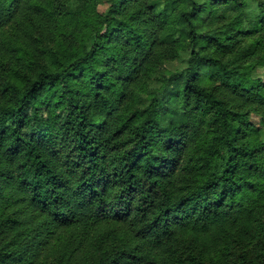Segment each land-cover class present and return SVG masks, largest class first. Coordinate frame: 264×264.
Wrapping results in <instances>:
<instances>
[{
    "label": "trees",
    "instance_id": "trees-1",
    "mask_svg": "<svg viewBox=\"0 0 264 264\" xmlns=\"http://www.w3.org/2000/svg\"><path fill=\"white\" fill-rule=\"evenodd\" d=\"M258 68L264 0H0V264H264Z\"/></svg>",
    "mask_w": 264,
    "mask_h": 264
},
{
    "label": "rangeland",
    "instance_id": "rangeland-1",
    "mask_svg": "<svg viewBox=\"0 0 264 264\" xmlns=\"http://www.w3.org/2000/svg\"><path fill=\"white\" fill-rule=\"evenodd\" d=\"M155 1L156 0H149V3H153ZM104 8H105V5H103V4L99 6V9L100 10H104ZM184 64L185 63L182 60H176V61H173L171 63H168L167 66L171 70H175V69L181 68L182 66H184ZM255 77H258L262 81H264V68H258L256 70V72H255ZM248 120L251 123H253L254 125L261 127V129H262V135L264 137V116L263 115H260V114L251 113L248 116Z\"/></svg>",
    "mask_w": 264,
    "mask_h": 264
}]
</instances>
